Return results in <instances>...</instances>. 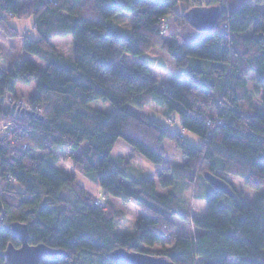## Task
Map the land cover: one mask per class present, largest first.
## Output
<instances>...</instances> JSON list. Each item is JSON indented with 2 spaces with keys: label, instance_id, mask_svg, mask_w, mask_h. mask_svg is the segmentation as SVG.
Wrapping results in <instances>:
<instances>
[{
  "label": "trees",
  "instance_id": "16d2710c",
  "mask_svg": "<svg viewBox=\"0 0 264 264\" xmlns=\"http://www.w3.org/2000/svg\"><path fill=\"white\" fill-rule=\"evenodd\" d=\"M229 1L0 0V23L33 19L37 38L25 36L22 50L48 66L43 71L25 59L9 71L0 67V124L7 118L13 134L21 132L13 142L0 130V264L9 244L20 245L11 237L13 223L27 227L30 245L68 254L42 264H114L108 255L122 248L174 264H264V10L259 8L264 0H242L228 9ZM179 3L185 12L218 8L217 26L197 32L175 12ZM122 14L131 24L113 21ZM68 36L74 61L50 45L51 39ZM156 48L171 58L188 88L158 91L146 65L125 62V54L146 55ZM17 82L36 84L29 101L41 114L19 113L14 119L12 108H4ZM93 101H107L112 109L90 111ZM151 103L164 117L178 120L181 132L131 110ZM184 132L201 145L186 142ZM118 139L155 165L162 162L161 143L167 140L184 157V166L170 169L171 179L158 177L157 184L135 157L112 154ZM62 150L70 152L73 167L99 195L138 205L143 215L131 232L118 231L116 214L96 206L76 174L60 168ZM206 173L230 186L235 198L211 186ZM198 177L204 190L195 197L204 201L206 214L190 217L195 234L172 238L175 219L188 216L181 193ZM228 179L260 192L250 201L237 195ZM158 186L171 191L161 195ZM155 246L161 249L152 251Z\"/></svg>",
  "mask_w": 264,
  "mask_h": 264
},
{
  "label": "rangeland",
  "instance_id": "374dc122",
  "mask_svg": "<svg viewBox=\"0 0 264 264\" xmlns=\"http://www.w3.org/2000/svg\"><path fill=\"white\" fill-rule=\"evenodd\" d=\"M21 1L22 0H19V2ZM241 1L242 0L229 1L228 9H231L232 7L236 6ZM246 1L250 3L254 2V0ZM259 8L264 10V5L259 6ZM184 9V5L182 3H179L175 8V12L184 15L186 13ZM113 21L121 25L122 23L126 25L131 24V20L128 14L116 15ZM25 36H28L32 40H35L37 38L36 33L33 29V19L23 18V20H20L12 17L3 20L0 23V67L3 71H9L14 67L15 62L24 61L25 59L30 60L43 71H46L48 69V66L44 62H41L37 57L35 58L27 52H23L22 39ZM50 45L54 50L59 52L66 61H74L73 39H71L70 36L66 38L57 37L55 39H51ZM124 59L128 65H146L149 69V73L154 79L157 80L158 91L164 90L169 86H174L178 88L189 87V82L179 80L177 78L178 74L180 73V70H178L174 66V63L171 58L167 56L164 52H162L160 49L156 48L147 53L146 55H139L135 57L125 54ZM35 92L36 84L34 82H31L27 85H23L17 82L13 94H9L7 99L5 100L4 108H12V118L14 119H17L16 117L19 115V113H30L32 114V116H37L38 113L41 114V109H39L38 111L36 104L29 101L30 96H32ZM14 96L17 97L14 101H12L11 105L9 106L7 101ZM88 107L90 111L97 110L104 113L109 112L112 109L111 103L107 101H93L92 103H89ZM131 110L136 115H141L142 117H144L147 121L155 120L156 122H159L163 126L167 127L170 131L181 132L179 121H172L170 117H164L162 115V111L152 103L146 108L136 109L131 107ZM0 130H2L3 135H8L9 137H12L13 142L18 141L17 136L21 133L20 132L17 135L13 134L12 122L9 121L7 118H5L1 122ZM184 133L186 142L192 144L193 146L201 145L200 140L194 134H191L189 132ZM161 144L163 149V158L161 164L159 165H155L152 163L150 164L143 156L138 154L131 146L127 145L122 139L117 140L114 145L112 154L116 157L120 156L126 159L131 156L135 157L139 166L142 167L145 171L152 174L158 184V177H161L163 179H171L170 175L168 174V171L176 167H182L185 163L184 157L182 156V154H180L174 144H171L167 140L163 141ZM82 149L83 147H80L79 150L74 152V155H78ZM57 157L59 160L60 168L68 173H75L78 183L82 185L87 191H89L93 197H95L94 202L96 206L101 205L104 210H109L110 208V210L116 214L115 220L117 223L118 231L131 232L133 230L135 221L143 215V212L140 211L138 205H136L132 201H121L109 196L107 198H104L102 195H99L98 187H96V185L93 184L91 180L85 179L82 175H80V173H78L79 171L76 170L75 167H73V162L72 159H70L69 151L62 150L61 152L57 153ZM228 181L233 186L237 195L242 196L250 201L254 200L260 192L248 189L240 179H228ZM203 184V180L198 177L196 184L192 188L186 189L184 192L181 193V198L186 201L189 209L188 216L185 220L175 219L173 230L174 233L172 234V238L175 237L176 234H183L187 236L196 233L192 227L190 217L195 216L197 218L202 217L206 214L204 201L195 197L196 193H198L199 195V191H201L202 193V191L204 190ZM170 191V188L162 189L158 186V193L161 195ZM65 195L71 198L69 192L65 191ZM160 249V246H155V248H152L151 250L155 251ZM229 264H237V262L232 260Z\"/></svg>",
  "mask_w": 264,
  "mask_h": 264
},
{
  "label": "water",
  "instance_id": "95a60500",
  "mask_svg": "<svg viewBox=\"0 0 264 264\" xmlns=\"http://www.w3.org/2000/svg\"><path fill=\"white\" fill-rule=\"evenodd\" d=\"M220 10L216 7H198L188 9L184 19L197 32H210L217 24ZM31 116V115H30ZM41 119V117L39 118ZM208 183L225 196L235 198L230 186L220 178L209 173L204 174ZM11 237L18 240L19 247L9 244L2 252L3 264H42L44 262H57L67 259L68 254L62 249H52L43 244H29L27 227L24 224H11ZM114 264H174L168 258L151 256L127 249H116L108 255Z\"/></svg>",
  "mask_w": 264,
  "mask_h": 264
},
{
  "label": "built area",
  "instance_id": "2783aa9c",
  "mask_svg": "<svg viewBox=\"0 0 264 264\" xmlns=\"http://www.w3.org/2000/svg\"><path fill=\"white\" fill-rule=\"evenodd\" d=\"M9 131V130H8Z\"/></svg>",
  "mask_w": 264,
  "mask_h": 264
},
{
  "label": "crops",
  "instance_id": "0c3cea01",
  "mask_svg": "<svg viewBox=\"0 0 264 264\" xmlns=\"http://www.w3.org/2000/svg\"><path fill=\"white\" fill-rule=\"evenodd\" d=\"M99 191V190H98Z\"/></svg>",
  "mask_w": 264,
  "mask_h": 264
}]
</instances>
